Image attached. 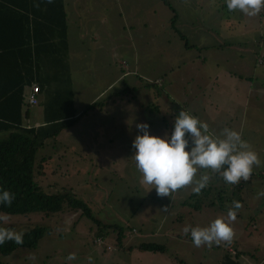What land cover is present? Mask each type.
<instances>
[{"label":"rangeland","instance_id":"374dc122","mask_svg":"<svg viewBox=\"0 0 264 264\" xmlns=\"http://www.w3.org/2000/svg\"><path fill=\"white\" fill-rule=\"evenodd\" d=\"M65 8L67 70L40 71L51 77V99L72 93L78 121L38 151L36 182L48 195L72 193L90 216L0 213L2 227L46 232L36 249L0 254V264H219L230 250L241 264H264V7L254 16L224 0H65ZM182 108L213 134H242L260 161L250 181L228 184L198 169L194 179L209 176L199 194L189 184L169 197L141 184L135 125L163 136ZM41 110L32 107L33 127L45 121ZM232 201L240 207L230 241L195 247L182 234L226 217ZM147 244L163 250L142 251Z\"/></svg>","mask_w":264,"mask_h":264},{"label":"trees","instance_id":"16d2710c","mask_svg":"<svg viewBox=\"0 0 264 264\" xmlns=\"http://www.w3.org/2000/svg\"><path fill=\"white\" fill-rule=\"evenodd\" d=\"M0 2L14 5L15 13L27 21L24 47H17L16 42L6 45L0 41V188L14 193L10 205L0 204V213L11 216L42 213L49 217L68 208L81 210L90 216L86 204L75 199L72 193L48 195L36 182L38 175L43 176L41 172L36 174L38 151L44 147L47 139L56 138L78 121L73 109L72 93L65 90L51 99L48 93L51 77L45 71H40L49 65L65 70L64 62L69 47L64 0ZM29 15L32 17L31 25ZM34 84H39L46 91L45 122L38 128H25V92ZM29 114L28 110L27 118ZM45 233L43 228H33L24 233L20 245L12 241L0 244V254L10 256L19 248L36 249ZM140 249L156 253L163 250L155 244L141 245ZM238 258V254L233 256L228 253L219 264H241Z\"/></svg>","mask_w":264,"mask_h":264},{"label":"clouds","instance_id":"9594fccd","mask_svg":"<svg viewBox=\"0 0 264 264\" xmlns=\"http://www.w3.org/2000/svg\"><path fill=\"white\" fill-rule=\"evenodd\" d=\"M228 11H240L254 16L264 0H224ZM137 134L132 140L136 169L141 173V184L151 185L159 197H169L183 186L192 185L191 191L199 194L207 186L209 176L201 175L194 179L198 169L211 170L225 183L237 184L247 181L254 165L260 163L257 153L242 134L224 127L219 134H213L209 125L183 108L174 117L170 133L163 136L150 133L147 122L135 125ZM14 193L0 188V204L10 205ZM238 201H232L225 216H219L207 226L186 225L182 234L190 236L193 246H211L220 241H230L233 231L230 222L235 220ZM3 218H0L2 220ZM24 233L10 227L0 226V244L12 241L23 243ZM75 259V253L65 258Z\"/></svg>","mask_w":264,"mask_h":264},{"label":"crops","instance_id":"0c3cea01","mask_svg":"<svg viewBox=\"0 0 264 264\" xmlns=\"http://www.w3.org/2000/svg\"><path fill=\"white\" fill-rule=\"evenodd\" d=\"M64 5H65V0H64ZM13 9H14V5H11L9 3L0 2V41H2V43L6 44V45L11 44L12 42H16L17 47H24V40L27 38L26 37L27 31H26V26H25V24H27L26 23L27 21L25 18H21L20 16H18L17 13H15V11ZM65 10H66V8H65ZM66 14H67V11H66ZM67 18H68V14H67ZM31 20H32V17L30 16L29 25H31ZM67 31H68V29H67ZM67 40H68V34H67ZM68 47H69V41H68ZM32 48H34V45H32ZM22 50H23V48H22ZM262 77H263V75H262ZM216 78L219 79L220 77L218 76ZM258 89L260 90V94L263 95L264 93H263V88L261 85H258ZM29 90H30V87H28L26 89L25 93L27 94L29 92ZM45 95H46V91L43 90L42 103L39 106L42 108V110H41L42 111V118L44 120H45V118H44V105H45V102L47 101ZM28 110H29L30 114H29V117L27 118L26 112ZM33 113L34 112L32 111V108L29 107L25 103V106L23 108V127H25V128L33 127L30 124V120L31 119L34 120L33 118H38V116H33L32 115ZM44 122L45 121L38 122L35 124L34 127L38 128L40 126H43ZM121 248H122V246H121ZM223 258H222V260H223ZM244 262H246V261H244Z\"/></svg>","mask_w":264,"mask_h":264},{"label":"built area","instance_id":"2783aa9c","mask_svg":"<svg viewBox=\"0 0 264 264\" xmlns=\"http://www.w3.org/2000/svg\"><path fill=\"white\" fill-rule=\"evenodd\" d=\"M42 94H43L42 87L39 84H36V85L34 84L33 86L30 87V90L25 97L26 104L31 108L39 107L42 103ZM250 179H251V176H249L247 181H249ZM99 244H102V240H99ZM230 252L233 255H236V252L234 250H230Z\"/></svg>","mask_w":264,"mask_h":264}]
</instances>
